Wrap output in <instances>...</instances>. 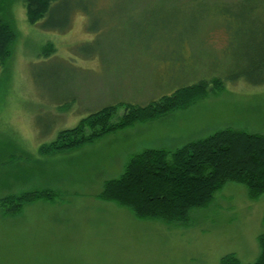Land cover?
<instances>
[{"label":"rangeland","instance_id":"1","mask_svg":"<svg viewBox=\"0 0 264 264\" xmlns=\"http://www.w3.org/2000/svg\"><path fill=\"white\" fill-rule=\"evenodd\" d=\"M25 1L5 0L0 13L17 33L0 68V200L45 190L56 200L13 216L0 207V264H254L264 195L251 200L243 185H226L186 225L96 200L149 147L175 151L228 129L264 135L263 76L251 68L264 50V0H60L36 25ZM242 73L255 81H231ZM212 78L224 87L187 109L39 152L107 106H144Z\"/></svg>","mask_w":264,"mask_h":264},{"label":"trees","instance_id":"2","mask_svg":"<svg viewBox=\"0 0 264 264\" xmlns=\"http://www.w3.org/2000/svg\"><path fill=\"white\" fill-rule=\"evenodd\" d=\"M59 1L26 0L29 24L36 25L45 19ZM4 2L0 0V13ZM16 37L13 22L0 19V68L11 59V46ZM53 51L51 48L50 52ZM251 68L263 76L259 82L263 83L264 50L251 61ZM253 77L252 73H242L230 78L233 82L240 79L254 82ZM222 87L221 79L212 78L180 88L144 106H107L81 120L75 128L61 131L54 142L43 145L39 152L51 155L79 149L136 124L187 109L208 92ZM121 106L125 113L118 118ZM229 183L245 186L251 200L264 195V135L228 129L175 151L145 150L132 156L121 177L107 181L97 198L127 209L140 221L186 225L193 210L208 208L216 194ZM40 200L54 202L56 194L45 190L7 196L0 200V207L13 216L24 206ZM258 242L260 256L254 264H264V234L258 237ZM221 264L240 262L235 255H229Z\"/></svg>","mask_w":264,"mask_h":264},{"label":"crops","instance_id":"3","mask_svg":"<svg viewBox=\"0 0 264 264\" xmlns=\"http://www.w3.org/2000/svg\"><path fill=\"white\" fill-rule=\"evenodd\" d=\"M149 89L152 90V92H153V91L160 90L161 88H156L155 87V89H153V88H149ZM149 148L150 149H147V150H159V149H166L167 150L169 147H163V148L162 147H149ZM170 151H172V150H170ZM96 201H98V203L100 204V206H109V203H107V202H102V201H99V200H96ZM110 204H113V203H110Z\"/></svg>","mask_w":264,"mask_h":264}]
</instances>
